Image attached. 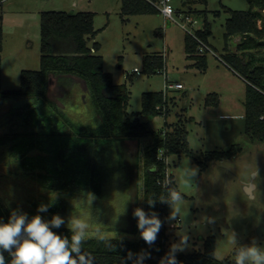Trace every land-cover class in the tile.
I'll use <instances>...</instances> for the list:
<instances>
[{"label": "rangeland", "instance_id": "rangeland-1", "mask_svg": "<svg viewBox=\"0 0 264 264\" xmlns=\"http://www.w3.org/2000/svg\"><path fill=\"white\" fill-rule=\"evenodd\" d=\"M173 3L175 19L165 17L162 12L122 15L121 0H0L4 16L0 88H19L23 68H40L43 10L93 11L98 31L89 45L100 42L96 52L103 56L104 69L112 73L115 84H127L130 88L129 112L141 110L143 91L163 90L175 97L170 114L141 116L142 120L150 129H160L165 121H176L179 116L185 120L194 156L182 153L167 158L168 173L174 174L178 190L185 194L176 204L179 215L167 220L168 242L178 243L186 236L183 252H191L203 249L205 238L214 235L216 257L235 258L238 246L255 242L264 247V235L258 232V227L264 225V139L251 138L245 132L248 82L226 56L227 51L241 53L238 49L241 35H234L228 43L225 39L228 8L247 9L250 3L248 0H173ZM205 23L212 30L208 39L213 50H207V68L202 70L186 50V35L203 28ZM258 23L261 25L262 20ZM151 54H163L166 62L163 69L148 74L143 71V59ZM73 78L72 82L63 83L66 86L63 88L52 77L49 97L63 111V116L76 124L96 126L100 115L86 83L77 76ZM177 81L184 87L166 88L167 83ZM27 102V98L9 97L0 104V138H6L0 144V202L8 216L12 210L27 213L28 217L41 215L37 212L40 200L64 196L69 201L68 211L51 214L63 217L64 226L75 216L88 225L86 237L138 238L133 210L145 208L143 154L151 135L122 134L106 147L101 146L99 162L105 173L102 195L92 190L51 189L38 175L46 167L23 168L22 151L12 149L16 141L13 138L31 128L26 127L20 110ZM51 108L49 105L46 110L51 112ZM60 124L62 129L72 130L64 118ZM24 140L28 142L30 135L24 136ZM32 143L26 154L38 162L46 153L42 150L44 142ZM232 144L242 146L232 156L206 158L210 151L228 149ZM25 146L23 142L21 147ZM74 157L68 159L71 165L76 163ZM199 161H206L204 169ZM185 167L197 170L190 181L184 177Z\"/></svg>", "mask_w": 264, "mask_h": 264}, {"label": "trees", "instance_id": "trees-1", "mask_svg": "<svg viewBox=\"0 0 264 264\" xmlns=\"http://www.w3.org/2000/svg\"><path fill=\"white\" fill-rule=\"evenodd\" d=\"M159 0H121L122 15L157 13L160 12L157 2ZM247 9L228 8L230 15L225 22V39L228 41L234 35H241L238 43V52H226L231 65L241 72L247 80L245 99V132L251 138L264 139V51L260 54L254 49L264 50V0H248ZM3 14L0 12V73L1 50L3 47ZM259 19L262 24L259 25ZM41 55L40 68H23L20 73L21 84L19 88L1 89L0 104L5 98H27L28 102L20 110L23 112L26 127L13 143L12 149L21 150L23 155L20 165L23 168L46 167V171H39L38 175L46 187L59 190H92L94 194L102 195L105 173L100 168L99 152L101 146L106 147L115 138L122 134L130 137L151 135V141L145 146L143 154L144 167V210L155 211L164 221L155 244L149 247L140 235L136 239L116 236H103L110 240L115 247L109 249L99 236H85L84 251L90 253L92 264H132L127 260V253H139L146 249L151 258L144 264H159L160 259L169 251L171 243L168 242L167 220L170 216L171 206L158 199L166 194L164 184L171 182L177 188L173 173H168L169 162L167 158L174 154L186 153L194 156L189 146L185 120L179 116L176 121H165L160 129H150L141 116L165 114L171 112V103L175 97L169 96L163 90H147L142 92V108L137 113H130L131 90L127 84L117 85L113 81L112 73L104 69L102 54L96 51L100 42L89 40L95 37V13L90 10H43L40 17ZM212 33L210 26L205 23L195 33H187L186 50L189 56L195 58L194 64L202 70L207 68V49L201 50V42L208 45ZM163 54L146 55L143 59V71L152 74L165 67ZM73 76L82 79L91 94L92 103L100 115L96 126L89 124H76L63 111L54 104L49 97L52 77L58 79L59 86L70 83ZM63 88L66 87L62 85ZM217 95V94H215ZM34 101L31 102L30 100ZM218 100V99H217ZM216 101V100H215ZM218 103L214 102V104ZM51 105V112L47 106ZM27 109L25 112L24 110ZM64 118L72 130H64L60 121ZM73 127V128H72ZM32 132H31V131ZM20 135V136H19ZM30 135V140L23 141V137ZM6 138H0V144ZM44 142L43 151L46 153L38 162H34L26 151L31 145ZM25 142V148L23 146ZM240 144H232L228 149H215L210 151L206 158L222 159L232 156ZM75 156L73 165L68 159ZM202 169L206 161H199ZM75 166V167H74ZM180 192V191H179ZM182 196L184 193L180 192ZM156 200L155 207L149 208L148 200ZM40 204L49 206L47 212L41 213L44 220L51 219L52 213H65L69 209V201L64 196H51L40 200ZM34 216H29V219ZM9 216L0 202V222L7 223ZM136 229V228H135ZM58 235L71 238L67 226L52 229ZM216 238L209 235L204 240V247L191 252H178L177 260L180 264H234V257L217 258L215 255ZM9 262L11 257L4 252Z\"/></svg>", "mask_w": 264, "mask_h": 264}, {"label": "clouds", "instance_id": "clouds-1", "mask_svg": "<svg viewBox=\"0 0 264 264\" xmlns=\"http://www.w3.org/2000/svg\"><path fill=\"white\" fill-rule=\"evenodd\" d=\"M196 169L185 167L183 174L186 180L190 181L196 175ZM166 181L164 189L166 194L158 199L162 203L171 206L172 212L169 220L176 219L179 210L176 207L178 201L183 199L182 194ZM156 200L149 198V208L155 207ZM49 206L41 204L37 212L44 213ZM133 217L137 219V228L140 238L151 247L158 239L159 232L164 226V221L159 218L155 211L146 212L143 208L137 207L133 210ZM66 223L59 215H53L50 220H44L39 214L30 219L27 213L19 210H12L7 223L0 222V264H9L5 259L4 252L11 257L10 264H92L90 253L84 251L85 231L88 225L79 217L72 216L67 221V227L71 238L58 235L52 229H59ZM99 231V229H97ZM99 239L105 242L109 249L114 248L110 240L103 236ZM232 239L236 242L235 234ZM187 237L182 236L178 243H173L169 251L163 256L159 264H180L176 254L185 250ZM151 258V253L142 249L139 253H127V260L132 264H144L146 259ZM234 264H264V247L253 242L251 245H241L235 249Z\"/></svg>", "mask_w": 264, "mask_h": 264}, {"label": "built area", "instance_id": "built-area-1", "mask_svg": "<svg viewBox=\"0 0 264 264\" xmlns=\"http://www.w3.org/2000/svg\"><path fill=\"white\" fill-rule=\"evenodd\" d=\"M156 4L159 7L160 12H162L165 15V17L175 19L174 13L176 12V8L173 3V0H159ZM185 17L189 22L191 21L190 17L188 16H185ZM200 49L201 50L207 49L208 51L213 50L210 45L204 42H201ZM183 86L184 85L182 82H175V83H167L166 88L167 89L172 88V87L181 88Z\"/></svg>", "mask_w": 264, "mask_h": 264}, {"label": "water", "instance_id": "water-1", "mask_svg": "<svg viewBox=\"0 0 264 264\" xmlns=\"http://www.w3.org/2000/svg\"><path fill=\"white\" fill-rule=\"evenodd\" d=\"M258 232H259V234L260 235H264V225H260L259 227H258Z\"/></svg>", "mask_w": 264, "mask_h": 264}, {"label": "crops", "instance_id": "crops-1", "mask_svg": "<svg viewBox=\"0 0 264 264\" xmlns=\"http://www.w3.org/2000/svg\"><path fill=\"white\" fill-rule=\"evenodd\" d=\"M233 37V36H232ZM178 82V81H177ZM184 87V86H183ZM172 88H175V87H172ZM182 88V87H181Z\"/></svg>", "mask_w": 264, "mask_h": 264}]
</instances>
